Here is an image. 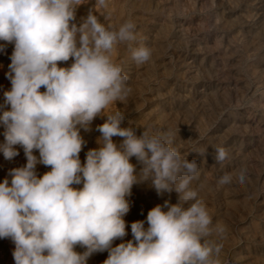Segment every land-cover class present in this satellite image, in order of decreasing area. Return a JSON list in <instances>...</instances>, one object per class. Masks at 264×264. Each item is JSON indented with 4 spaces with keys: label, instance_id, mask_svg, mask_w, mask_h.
I'll return each instance as SVG.
<instances>
[{
    "label": "clouds",
    "instance_id": "9594fccd",
    "mask_svg": "<svg viewBox=\"0 0 264 264\" xmlns=\"http://www.w3.org/2000/svg\"><path fill=\"white\" fill-rule=\"evenodd\" d=\"M80 5L82 0H0V52L14 45L5 74L11 88L0 104V153L12 161L18 145L26 157L0 181V239L14 243L15 264H88L105 251L103 264H220L222 244L211 237L223 239L226 229L213 226L190 187L199 178L196 160L171 146L173 130L137 135L130 121L122 126L125 113L106 111L131 91L112 54L117 44L135 41L134 23L106 28L91 11L77 22ZM151 56L147 47L132 51L139 65ZM97 116L106 117L96 127L98 147L82 163L81 130L92 131ZM113 137L121 138L119 144ZM214 149L222 163L226 150ZM37 164L50 170L40 176ZM246 173L242 168L237 174L239 184ZM146 182L158 196L174 191L177 202L152 207L145 220L131 223L132 239L124 240L133 186ZM232 182L231 174L218 180L221 186Z\"/></svg>",
    "mask_w": 264,
    "mask_h": 264
},
{
    "label": "rangeland",
    "instance_id": "374dc122",
    "mask_svg": "<svg viewBox=\"0 0 264 264\" xmlns=\"http://www.w3.org/2000/svg\"><path fill=\"white\" fill-rule=\"evenodd\" d=\"M90 11L106 28L126 21L135 25V41L117 44L112 54L131 91L126 101L106 111L125 113L122 126L130 121L137 135L144 129L153 135L173 130L171 146L199 165V178L190 187L198 192L213 226L226 229L223 239L211 237L222 244L220 264H264V0H105L103 5L82 0L77 22ZM13 47L7 44L0 52V104L4 91L11 88L5 74ZM140 47L152 53L142 65L132 57L133 49ZM105 119L97 116L92 131L81 130L86 141L79 154L82 163L86 152L98 147L96 127ZM3 131L0 125V142ZM113 140L119 144L121 138ZM16 147L19 155L12 161L0 153V181L11 168L26 164L23 149ZM214 147L226 150L222 163L216 161ZM34 154L39 156L36 150ZM131 160L137 163L135 157ZM242 168L247 169L246 180L239 184L236 176ZM49 170L36 166L40 176ZM224 174H231L233 182L221 186L218 180ZM165 199L174 204L177 194L158 196L147 182L134 185L124 217L128 235L123 239H132L131 223L145 220ZM14 247L9 238L0 239V264H15ZM76 250L83 251L79 246ZM107 255L94 254L88 264H103Z\"/></svg>",
    "mask_w": 264,
    "mask_h": 264
},
{
    "label": "bare ground",
    "instance_id": "6f19581e",
    "mask_svg": "<svg viewBox=\"0 0 264 264\" xmlns=\"http://www.w3.org/2000/svg\"><path fill=\"white\" fill-rule=\"evenodd\" d=\"M116 22H117V24H120L121 23V19L118 17L117 19H116ZM7 165V164H6ZM13 165V164H12ZM7 167V168H6ZM5 167V170H7L8 171V169H10L11 168V164L9 165V166H6ZM14 167V166H13Z\"/></svg>",
    "mask_w": 264,
    "mask_h": 264
}]
</instances>
